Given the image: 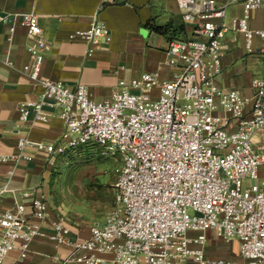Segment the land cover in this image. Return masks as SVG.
Segmentation results:
<instances>
[{"label": "built area", "instance_id": "1", "mask_svg": "<svg viewBox=\"0 0 264 264\" xmlns=\"http://www.w3.org/2000/svg\"><path fill=\"white\" fill-rule=\"evenodd\" d=\"M239 1L177 0L183 20L194 25L192 37L169 42L168 63L178 71L169 79L145 73L129 84L120 80L119 89L101 101L85 84L71 88L40 77L49 45L34 13L0 16L10 35L17 26L27 28L35 58L30 77L40 87L37 99L18 108L20 154L14 160L32 161L24 151L34 148L51 160L89 150L118 162L116 206L104 222L91 224L88 239H70L68 215L54 222L49 239L72 247L68 256H54L57 264H238L207 255L208 231L237 239L245 264H264V75L253 79L251 96L217 83L228 31L244 35L249 53L256 51V39L264 42V29L249 24L264 0H243V16L226 22L228 6ZM69 37L111 40L98 21ZM260 52L264 62V46ZM52 117L64 122L60 142H36L25 134L31 121ZM49 210L46 196L37 195L30 205L0 212V264L17 248L27 257L32 240L45 235Z\"/></svg>", "mask_w": 264, "mask_h": 264}, {"label": "crops", "instance_id": "2", "mask_svg": "<svg viewBox=\"0 0 264 264\" xmlns=\"http://www.w3.org/2000/svg\"><path fill=\"white\" fill-rule=\"evenodd\" d=\"M23 13L36 15L42 36L49 45L40 77L61 81L71 88L85 84L98 101L109 98L119 89L120 80L129 84L145 73L171 78L178 69L168 63L169 42L190 38L194 31V25L183 20L177 0H121L118 4L106 5L103 0H0V16ZM243 14V0L231 4L227 8L226 22ZM94 21L109 28L110 41L102 39L92 43L70 39L72 32L87 29ZM249 24L254 29H264V8L251 11ZM9 29V23L0 21V212L13 210L18 204L30 205L37 195L46 196L50 210L42 222L45 235L32 240L27 257L21 258L17 248L5 264H57L54 256L65 257L72 251L70 245L58 246L48 237L58 216L64 213L72 218V241L88 239L91 224L104 222L110 212L104 198L106 186L113 184L106 179L99 182L103 187H88L92 193L81 189L61 196L59 192L61 198L55 200L51 197V172L56 166H52L54 161L49 160L46 152L28 148L24 153L32 155V161L14 160L20 154L18 108L26 100L37 99L40 87L30 77L29 68L34 65L35 58L28 50L27 28L17 26L12 35ZM224 45L223 71L217 79L218 85L222 89H239L251 96L253 79L264 75L260 52L264 42L256 39V51L249 53L244 35L230 30L225 34ZM90 49L93 52L89 53ZM46 110L49 115L53 113L51 108ZM219 113L227 115L225 111ZM64 130V122L52 117L47 123L31 121L24 132L33 141L55 143L62 140ZM214 235L212 231L207 232L209 257L245 264L237 239L216 242ZM210 247L214 248L210 250Z\"/></svg>", "mask_w": 264, "mask_h": 264}, {"label": "rangeland", "instance_id": "3", "mask_svg": "<svg viewBox=\"0 0 264 264\" xmlns=\"http://www.w3.org/2000/svg\"><path fill=\"white\" fill-rule=\"evenodd\" d=\"M60 158V157H59ZM54 161L52 166H56L54 170L52 169V196L55 200H60L61 194L63 193H75L78 190L83 189L87 194L92 193L91 186L99 185V182L108 180V183L114 184L115 182V168L118 165L117 160L112 159H103L99 155L94 154L93 152L86 150L81 153L65 155L61 159H49ZM97 180L98 182H96ZM82 182H86L85 184ZM86 185V186H85ZM102 186L103 185H99ZM107 188V197L105 196V201L108 208L113 210L116 206L115 201V189L113 186H106ZM60 192V195H58ZM64 197V195H63ZM192 213L191 210H189ZM193 234V233H192ZM215 241L223 242V239L215 236ZM240 244V242L238 241ZM213 246V244L211 245ZM214 247H210L212 250Z\"/></svg>", "mask_w": 264, "mask_h": 264}]
</instances>
